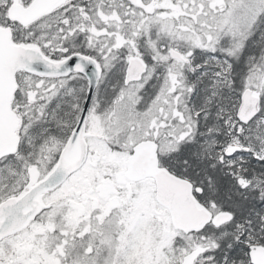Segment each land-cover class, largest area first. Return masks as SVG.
<instances>
[{
	"label": "snow or ice",
	"instance_id": "1",
	"mask_svg": "<svg viewBox=\"0 0 264 264\" xmlns=\"http://www.w3.org/2000/svg\"><path fill=\"white\" fill-rule=\"evenodd\" d=\"M0 264H264V0H0Z\"/></svg>",
	"mask_w": 264,
	"mask_h": 264
}]
</instances>
